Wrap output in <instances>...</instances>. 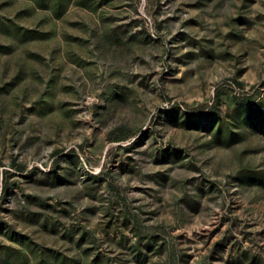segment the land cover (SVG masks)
<instances>
[{
  "label": "rangeland",
  "instance_id": "374dc122",
  "mask_svg": "<svg viewBox=\"0 0 264 264\" xmlns=\"http://www.w3.org/2000/svg\"><path fill=\"white\" fill-rule=\"evenodd\" d=\"M0 264H264V0H0Z\"/></svg>",
  "mask_w": 264,
  "mask_h": 264
},
{
  "label": "trees",
  "instance_id": "16d2710c",
  "mask_svg": "<svg viewBox=\"0 0 264 264\" xmlns=\"http://www.w3.org/2000/svg\"><path fill=\"white\" fill-rule=\"evenodd\" d=\"M246 99H248V98H246ZM23 168V167H22Z\"/></svg>",
  "mask_w": 264,
  "mask_h": 264
}]
</instances>
